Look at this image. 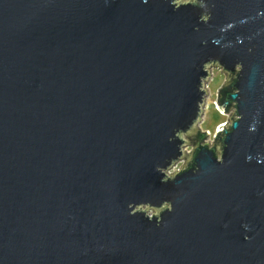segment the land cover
I'll return each instance as SVG.
<instances>
[{"label": "water", "instance_id": "water-1", "mask_svg": "<svg viewBox=\"0 0 264 264\" xmlns=\"http://www.w3.org/2000/svg\"><path fill=\"white\" fill-rule=\"evenodd\" d=\"M0 264H264V0H0Z\"/></svg>", "mask_w": 264, "mask_h": 264}, {"label": "rangeland", "instance_id": "rangeland-1", "mask_svg": "<svg viewBox=\"0 0 264 264\" xmlns=\"http://www.w3.org/2000/svg\"><path fill=\"white\" fill-rule=\"evenodd\" d=\"M209 80L204 81V87L207 88L208 94L205 95L204 106L202 107L203 112L201 113V120L197 121V126L200 127L201 132H206L208 130L210 132V146L212 147L213 141L215 139V133H217L218 126L222 123L227 122L229 114H225L219 110L217 107V99H218V89L226 82L227 74L222 72L223 68L218 65H211ZM234 108L231 109V112H234ZM228 124H231L228 121ZM227 127V124H224ZM209 139H206L205 142H208ZM194 146L192 144H186L184 146V151L186 153L188 151H192ZM185 163V158H181L179 161L175 162L168 170H166L167 174L174 173L176 171H180L182 165ZM147 205H144L145 208ZM149 215H153V212H156L153 208H149L146 211Z\"/></svg>", "mask_w": 264, "mask_h": 264}, {"label": "trees", "instance_id": "trees-1", "mask_svg": "<svg viewBox=\"0 0 264 264\" xmlns=\"http://www.w3.org/2000/svg\"><path fill=\"white\" fill-rule=\"evenodd\" d=\"M206 139H204V142H205ZM202 143V142H201Z\"/></svg>", "mask_w": 264, "mask_h": 264}]
</instances>
